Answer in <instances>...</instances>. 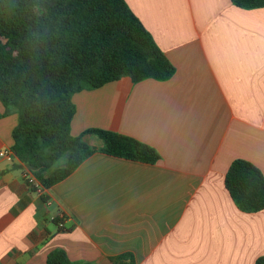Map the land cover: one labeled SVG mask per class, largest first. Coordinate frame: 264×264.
I'll use <instances>...</instances> for the list:
<instances>
[{"label":"crops","instance_id":"obj_1","mask_svg":"<svg viewBox=\"0 0 264 264\" xmlns=\"http://www.w3.org/2000/svg\"><path fill=\"white\" fill-rule=\"evenodd\" d=\"M175 71L123 77L72 95L70 133L111 131L152 147L155 164L98 151L48 189H30L11 152L15 113L0 105V264H255L264 209L239 210L225 187L232 161L264 176V7L230 0H123ZM56 220V221H55Z\"/></svg>","mask_w":264,"mask_h":264},{"label":"trees","instance_id":"obj_2","mask_svg":"<svg viewBox=\"0 0 264 264\" xmlns=\"http://www.w3.org/2000/svg\"><path fill=\"white\" fill-rule=\"evenodd\" d=\"M230 1L242 9L264 7V0ZM174 71L123 0H0V105L17 115L10 152L44 189L94 152L86 134L99 139L103 154L155 164L158 153L134 138L99 129L72 136L71 97L123 77L166 81ZM225 187L239 210L264 209V176L250 162L232 161ZM109 260L136 264L130 253ZM46 263L71 264L62 250Z\"/></svg>","mask_w":264,"mask_h":264},{"label":"built area","instance_id":"obj_3","mask_svg":"<svg viewBox=\"0 0 264 264\" xmlns=\"http://www.w3.org/2000/svg\"><path fill=\"white\" fill-rule=\"evenodd\" d=\"M7 157L8 159H10L11 153L7 152L6 155L3 154L2 152H0V160L4 157ZM25 181L27 186L30 189H34L36 191H40L43 187L39 184V182L32 176V174L30 172H27L25 174Z\"/></svg>","mask_w":264,"mask_h":264}]
</instances>
